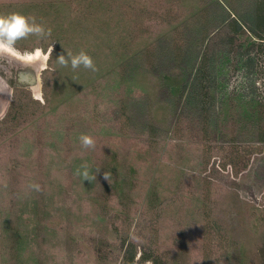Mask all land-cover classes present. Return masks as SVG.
I'll return each mask as SVG.
<instances>
[{
	"label": "rangeland",
	"instance_id": "obj_1",
	"mask_svg": "<svg viewBox=\"0 0 264 264\" xmlns=\"http://www.w3.org/2000/svg\"><path fill=\"white\" fill-rule=\"evenodd\" d=\"M9 11L52 30L19 48L53 51L0 57V264H264V0ZM81 50L95 72L55 62Z\"/></svg>",
	"mask_w": 264,
	"mask_h": 264
},
{
	"label": "clouds",
	"instance_id": "obj_2",
	"mask_svg": "<svg viewBox=\"0 0 264 264\" xmlns=\"http://www.w3.org/2000/svg\"><path fill=\"white\" fill-rule=\"evenodd\" d=\"M51 31V28H47L43 22H38L34 15H26L19 11L0 14V57L7 58L12 62H19L25 66H32L39 62L42 69L48 68L53 44H49L47 50L43 47L22 50L18 44L31 37H35L38 42L47 41L51 37ZM55 62L62 67L70 66L72 70L81 67L93 72L97 70L92 56L83 50L76 54L66 53V56L60 54L55 58ZM79 140L85 148L95 147V140L90 135L82 134ZM77 174L85 180L93 178L87 167L83 171L78 169ZM105 178H107V174H105ZM30 187L36 191L40 190L39 184H31Z\"/></svg>",
	"mask_w": 264,
	"mask_h": 264
},
{
	"label": "flooded vegetation",
	"instance_id": "obj_3",
	"mask_svg": "<svg viewBox=\"0 0 264 264\" xmlns=\"http://www.w3.org/2000/svg\"><path fill=\"white\" fill-rule=\"evenodd\" d=\"M33 71L35 70V69H32ZM2 88V89H1ZM8 89H13L8 83H7V81L6 80H2L1 78H0V93H2V95H3V93H5L6 92V94L8 93ZM4 92H3V91ZM3 100L4 99V103H3V105L4 104H7V96L5 97L4 95L3 96H1L0 97V100ZM2 100L0 101V110H1V102H2Z\"/></svg>",
	"mask_w": 264,
	"mask_h": 264
},
{
	"label": "bare ground",
	"instance_id": "obj_4",
	"mask_svg": "<svg viewBox=\"0 0 264 264\" xmlns=\"http://www.w3.org/2000/svg\"><path fill=\"white\" fill-rule=\"evenodd\" d=\"M33 66H34L35 69H37V71H39V70H43V69H44V68H43V69L41 68V65H40L39 62H37V63L34 64ZM1 89H2V88H1ZM35 89H36V87L32 88L31 90H32V92H33L34 95H37V94H36L37 90H35ZM36 98H37V97H36ZM37 99H38V98H37Z\"/></svg>",
	"mask_w": 264,
	"mask_h": 264
},
{
	"label": "trees",
	"instance_id": "obj_5",
	"mask_svg": "<svg viewBox=\"0 0 264 264\" xmlns=\"http://www.w3.org/2000/svg\"><path fill=\"white\" fill-rule=\"evenodd\" d=\"M142 260H144V257L142 258ZM127 262H128V264H131L133 262V254L130 255Z\"/></svg>",
	"mask_w": 264,
	"mask_h": 264
}]
</instances>
